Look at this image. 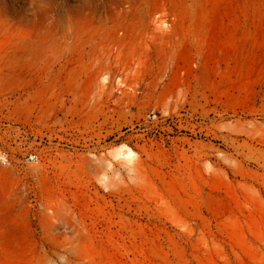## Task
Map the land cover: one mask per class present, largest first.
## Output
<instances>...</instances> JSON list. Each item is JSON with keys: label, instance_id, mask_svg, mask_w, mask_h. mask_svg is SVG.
<instances>
[{"label": "rangeland", "instance_id": "1", "mask_svg": "<svg viewBox=\"0 0 264 264\" xmlns=\"http://www.w3.org/2000/svg\"><path fill=\"white\" fill-rule=\"evenodd\" d=\"M100 1L0 0V182L27 259L264 264V0H219L210 40L195 27L208 0H172L182 35L156 43L164 7L133 0L120 18L128 3ZM121 21L136 23L128 65L109 37ZM184 37L194 63L177 76Z\"/></svg>", "mask_w": 264, "mask_h": 264}, {"label": "bare ground", "instance_id": "2", "mask_svg": "<svg viewBox=\"0 0 264 264\" xmlns=\"http://www.w3.org/2000/svg\"><path fill=\"white\" fill-rule=\"evenodd\" d=\"M90 1L99 2L98 4L102 3L100 0H88V2ZM149 1L154 5H161L162 7H164L163 13L159 16L160 17L159 21L161 26L159 25L160 27L157 29L158 31L155 34H153L152 37L150 36V40L153 41V43H156L161 38L170 39L169 34L174 30L177 32V36L181 37L182 30L180 28V23L178 25L177 22L172 19L173 16L169 11L170 10L169 3H171L172 0H149ZM120 2L122 5H124V3L125 4L128 3V9H123L120 16V18L122 17L126 18L134 10L133 0H121ZM218 8H219V0H208L207 3L199 11V15L196 17L195 20L196 29L198 31L203 30L205 32L206 38L209 40L211 38H214L218 32L219 19H218V15L216 14V10ZM100 17L103 18L102 13L100 14ZM99 23H101V21ZM101 25H103V23H101ZM104 26L106 25L104 24ZM135 29H136L135 22L131 24L123 21L120 22V27L113 26L112 28L109 29L110 30L109 37L113 39L114 43H118L115 44L117 45V51L120 50V54L125 56L127 65L130 64L129 62L131 59L130 51L136 39ZM167 45L168 44L163 45L164 48L163 53L166 57L168 55L167 53L169 47ZM180 45L182 46V48L180 53L178 54L177 60L175 61L172 70L173 73L177 76L181 75V71H182V67L180 66L181 62L184 63L185 64L184 66L186 67H192L194 63V59L190 56L188 52L186 37L180 40ZM112 49H114V45ZM94 60L95 63L94 62L91 63V67L94 68L93 75L89 78V81H93L97 79L102 69L103 57L98 55V57ZM48 187L49 186L47 184L46 185L44 184L42 185L40 191L42 197L46 196L45 198L44 197L42 198L41 205L43 207L44 217L46 218V221L50 224L52 223L51 220L59 218V215H58L57 207L50 204V202L54 198V193ZM12 203L13 202L12 199L10 198L8 184L0 182V254H3V259H4V262H0V264H12L11 262L9 263L11 257L13 258L19 256L21 258L27 259L29 256L28 253L26 254L27 222L24 217V214L21 211H17L16 209H14ZM251 221L252 223H256L255 220H251ZM68 229H71L70 225ZM26 264H38V262L36 260L27 259Z\"/></svg>", "mask_w": 264, "mask_h": 264}, {"label": "built area", "instance_id": "3", "mask_svg": "<svg viewBox=\"0 0 264 264\" xmlns=\"http://www.w3.org/2000/svg\"><path fill=\"white\" fill-rule=\"evenodd\" d=\"M28 159H29V161L35 162V161H37V155L36 154H30Z\"/></svg>", "mask_w": 264, "mask_h": 264}]
</instances>
